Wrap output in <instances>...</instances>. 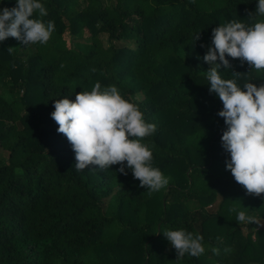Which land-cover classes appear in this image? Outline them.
Here are the masks:
<instances>
[{"label": "trees", "instance_id": "16d2710c", "mask_svg": "<svg viewBox=\"0 0 264 264\" xmlns=\"http://www.w3.org/2000/svg\"><path fill=\"white\" fill-rule=\"evenodd\" d=\"M41 2L43 21L55 23L47 44L0 42V264H264V226L228 211L244 207L264 222V194L248 195L226 170L223 104L203 60L213 29L250 25L258 0ZM226 58L222 78L264 84V72ZM96 82L115 85L156 125L142 142L166 188L150 193L120 165L76 170L51 113ZM179 229L202 235L205 253L179 260L163 234Z\"/></svg>", "mask_w": 264, "mask_h": 264}, {"label": "clouds", "instance_id": "9594fccd", "mask_svg": "<svg viewBox=\"0 0 264 264\" xmlns=\"http://www.w3.org/2000/svg\"><path fill=\"white\" fill-rule=\"evenodd\" d=\"M47 14L41 0H17L11 9L0 8V42L12 37L25 46L47 44L55 29L54 21H43ZM257 17L264 18V0H258L255 14L249 13V19L253 20L250 25L232 20L214 28L211 46L203 60L210 65L206 72L209 90L223 104L218 116L226 124L221 137L223 148L230 154L226 170L248 195L261 197L264 194V84L247 82L240 87L236 78L241 73L232 72L233 79H224L220 74L221 67L231 68L227 56L264 72V19ZM200 38V34L195 36L196 41ZM15 49L9 47L7 51L12 53ZM54 109L51 117L58 125V133L67 138L75 153L78 172L90 165L99 166L100 170L120 165V173L127 175L126 169H130L140 181V187L150 193L167 187L169 178L153 166V152L142 142L156 131V125L146 122L138 104L126 99L115 85L102 88L96 82L90 91L76 93L75 100L57 99ZM228 211L236 213L239 224L264 226L258 216L248 214L247 208L231 207ZM163 234L179 260L185 254L198 257L205 253L200 234L184 229L164 230ZM211 251L219 254L218 248Z\"/></svg>", "mask_w": 264, "mask_h": 264}, {"label": "rangeland", "instance_id": "374dc122", "mask_svg": "<svg viewBox=\"0 0 264 264\" xmlns=\"http://www.w3.org/2000/svg\"><path fill=\"white\" fill-rule=\"evenodd\" d=\"M104 42H106V39L104 38ZM211 209H215V207L214 208H211Z\"/></svg>", "mask_w": 264, "mask_h": 264}]
</instances>
